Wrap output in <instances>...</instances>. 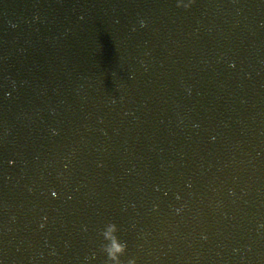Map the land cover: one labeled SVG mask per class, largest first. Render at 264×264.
<instances>
[{"label": "water", "instance_id": "95a60500", "mask_svg": "<svg viewBox=\"0 0 264 264\" xmlns=\"http://www.w3.org/2000/svg\"><path fill=\"white\" fill-rule=\"evenodd\" d=\"M107 223L121 264H264V0L84 1L0 169V264H107Z\"/></svg>", "mask_w": 264, "mask_h": 264}, {"label": "clouds", "instance_id": "9594fccd", "mask_svg": "<svg viewBox=\"0 0 264 264\" xmlns=\"http://www.w3.org/2000/svg\"><path fill=\"white\" fill-rule=\"evenodd\" d=\"M193 3V0H175V6L177 8H183L185 10L189 9ZM141 27L144 26V22H140ZM14 27V25H13ZM231 67V65H230ZM53 131V135H55ZM11 164V161H9ZM53 197L56 196L55 192H52ZM179 211V209H177ZM43 225H41L42 227ZM259 227L264 228V224L259 225ZM117 226L114 223H107L103 226L100 236L102 237L104 244L102 245V252L105 254L107 259V264H121L120 257L124 255L127 249V245L117 236ZM127 264H136L134 258L129 259Z\"/></svg>", "mask_w": 264, "mask_h": 264}]
</instances>
